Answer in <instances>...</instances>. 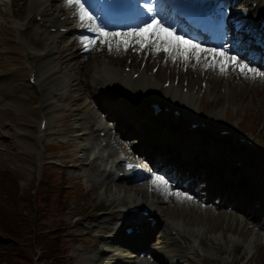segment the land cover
Returning <instances> with one entry per match:
<instances>
[{
  "label": "bare ground",
  "instance_id": "obj_1",
  "mask_svg": "<svg viewBox=\"0 0 264 264\" xmlns=\"http://www.w3.org/2000/svg\"><path fill=\"white\" fill-rule=\"evenodd\" d=\"M12 1L13 0H11V2ZM14 1H17L19 4L22 5V9L17 10L15 14L19 20L24 21L26 28H25L24 33L20 34L17 31L15 26H14V29H15L14 30L11 25L9 24L4 25L3 22H0L1 52L4 58L6 59L7 63L11 66L10 68H7L5 72L0 73V106L9 104L21 110L25 117V121L27 123L26 125H22L21 128H19V131H24V132L32 131L35 133L36 129L32 130V128H30L27 125L32 123L34 119H39L38 117L35 118L34 116L36 112L39 114V112L45 111V107L47 106V97L46 98L44 97V92L40 85L39 89L41 90V95L44 98V103L39 109L31 110V105L36 104V101L35 103L34 102L31 103L30 105L29 103L32 100V98L37 99V96L34 93L33 89L29 87L28 83L24 80L22 65L25 62L23 63L21 62L22 63V64L20 63L21 67L18 68L14 66L15 65L14 61L18 60L16 56L17 53H22L24 50L31 49V51L29 52L33 59L31 60V62L37 63V77L39 78L40 76V78L48 79L51 76H56L58 80V84L61 85L60 88L56 89L55 93L53 92L50 93V94H56L55 96H53L54 101L58 102L61 100L62 97L64 100L68 101L71 97L69 95L70 85L67 88V83L69 81H72L71 80L72 76L68 72V69H66L68 73L59 72L60 70L58 69L57 65H55V62H56L55 54H56V45H60V38L63 36V33L61 31H60L61 33H59V31L57 30V25L60 24L59 20L61 21L62 18L66 19V23L70 22L68 21L69 20L68 14L70 13L65 12L62 16L54 14L51 11L52 8L50 7V3L53 0H32L30 3L31 4L30 11L26 10L27 3H29L28 0H14ZM31 11L42 13V15L45 18V23L42 26L39 25L40 22L35 21L34 18L32 19L30 18V15L32 13ZM26 18H28L29 21H26ZM39 29L42 30V34L39 36L38 41H34V38H33L34 32ZM17 34H19L20 37H18ZM31 34H33V36H31ZM7 38H17L19 40L26 39L25 47L21 49V46L19 43L10 45L9 43H7ZM11 46H16L15 48L16 53L12 51ZM67 48H70V43ZM102 69L104 70L106 74L107 81H111L110 84H113L115 80L119 79L121 80L123 87L129 88L130 90H133V91H138L139 94H157L159 97L163 99H168L169 97L171 99L176 98L172 87L162 85L159 88L158 86H156V88H158L159 90L155 89L153 93H143L138 90L139 86L137 84L129 80L128 77H130V73L128 71L126 72L125 70L119 69L116 73H113L111 69L110 71L107 70L109 69L107 63H102ZM129 70H132V69H129ZM140 71H141V74L138 77L145 80L148 83H153L152 86H154L155 82H154L153 76L151 75L152 73L149 72V69L145 67V68H142ZM73 75L76 76L75 79H73V81H76L74 83V85L76 86L75 91L83 92V90L86 89L89 91V92L84 91L87 94L88 93L95 94L94 92L89 90L91 85L85 80H83L80 74L75 72V74ZM31 92L33 93V96H29ZM58 96H60L61 98L59 99ZM25 97H27V99H24ZM177 99L180 100L179 98ZM142 100H146V102H148L152 100V97H149V95H147ZM105 107L107 106L105 105L97 106L99 110H104ZM145 112H142V115L147 117V115H149V111H145ZM98 113L99 111L94 109L93 114H92L89 112L87 108H85L83 110H80L75 115L83 116L86 119H91V117L93 119H97L95 120L94 123H99L106 130L104 123L102 122L101 119H99ZM127 117H129V115ZM74 123L75 125L73 126V131L86 130V126L78 128L76 124V120L74 121ZM95 131L96 130L93 131L94 133L93 132L89 133L90 135L91 134L93 135L94 140L97 138ZM118 135H120V133L117 134L116 141H118ZM35 143L36 142L33 136V138L30 141H28V145L26 146V149L28 152H31V153L36 152ZM119 154L120 152H115L116 156ZM198 173H199V170H196L193 176L188 177L189 180L191 182H195V180L198 177ZM218 189H219V186L207 190V196L215 193ZM126 199H127L126 200L127 205H130L131 203H133V201H140V197L135 196V195H129V196L127 195ZM227 202H229V195L225 194L223 198L221 199V203L223 205ZM248 216L250 217V219L254 218V216H252L251 213ZM170 225L172 229L173 224H170ZM175 225L179 226V224H175ZM168 233L166 235V241L163 246V253L166 252L169 258L172 259L171 261H169L170 264H177V262L180 261L181 254L178 252H173V249H172L173 244L168 243V241L171 240L172 238L168 236ZM161 262L163 264H166L168 260H166L164 256H162Z\"/></svg>",
  "mask_w": 264,
  "mask_h": 264
},
{
  "label": "rangeland",
  "instance_id": "obj_2",
  "mask_svg": "<svg viewBox=\"0 0 264 264\" xmlns=\"http://www.w3.org/2000/svg\"><path fill=\"white\" fill-rule=\"evenodd\" d=\"M60 41H61V43H60L61 46L64 47L63 52H61L63 57H64L62 60L70 66L71 71L73 70L72 73H75L77 71V73L82 75L83 79H85L88 68L91 65H93V60H92L91 54H89L90 55L89 60H86V56H81L80 53L78 52V50L72 51V48H69V50H66L65 39L63 41V38H61ZM67 41H70V40H68V38H67ZM89 62L91 63L90 65H89ZM63 67H64V65H63ZM185 73H187V75H188L191 72H184L183 71L182 75L185 76ZM165 74H168V69H166ZM157 77H159L158 74H157ZM160 77H162V76H160ZM203 80L204 79H203L202 75L198 74L197 72H192L189 75L187 82L184 79H182L181 82L183 83V85L186 84L191 91H196L197 87L201 88V86L203 84ZM234 81L237 83L240 80L235 79ZM227 82L228 81H226L225 79L221 80V81L218 79V81L215 83V85L213 86V88L211 90L212 92H210L209 94H204V100H210L212 98V100L209 104V108H208L209 110L211 108H213L214 106H217L216 110H220V111L224 112L227 108V111H226L227 115H226V117H224V119L226 118V120L221 119V122L223 121L222 125L226 126V127H230L235 132H237L236 122H233L231 120V117H233V114L236 113L237 117L242 118L244 115V109L240 110L241 108L251 110V112H252L250 119H248L246 117V120H245L246 122L250 121L251 124H256L258 122V120L261 119V117L264 119V88H257L256 87V88H253L254 89L253 91H246L247 88L243 87V90L241 92H239V89L237 87H234L233 85H231L230 83H227ZM237 86L238 87L240 86V88H241V85H239L238 83H237ZM259 89H261V90H259ZM198 91L200 92L201 90L199 89ZM97 93L103 94V91H100ZM82 100L83 99H80L79 103ZM75 106L76 105H73L72 107H75ZM1 108L2 109H1V113H0V123H2V121L4 120L5 117L9 118V110L7 108H3V107H1ZM203 108L206 109L205 107H203ZM212 115L213 114L207 113V118L209 119V117ZM230 115H231V117H230ZM58 119H59V117L57 118V120ZM70 120L68 121V124L70 123ZM181 121H182V119L178 120V122H181ZM216 122H219V119L213 120L212 121L213 125ZM59 124H60V121L57 123V125H59ZM60 130L62 131V129H60ZM244 131L248 132L249 134L251 133L250 128H244ZM206 133H209V130H206ZM66 134H67L66 138H67V145H68V143L72 139H71L69 133H66ZM225 140L228 143V145L231 143V139L229 136ZM74 144H75V142L71 143V145H74ZM77 146L78 145L68 146V148L70 150H75ZM0 149H1V151H0V168L7 167L8 169H10L8 166L11 163V161H10L11 160L10 159L11 150L9 149V143L4 142L0 139ZM254 155H256V153ZM206 157H209L208 152L206 153ZM212 162H215V160H212ZM255 162H256L255 164L258 163L257 161H255ZM16 164L17 163H15V165ZM263 165H264V159L258 165V170H257L256 174H258L259 177H260V174L262 173ZM71 172L73 174H75L74 170H71ZM79 173L82 174L83 176L87 174L89 177H94V176L100 177L94 169L90 168V166L81 167V170L79 171ZM263 177H264V174H263ZM88 181L93 182L94 180H88ZM263 181H264V179H263ZM25 186H26V184H25ZM263 187H264V185H263ZM248 188H249V191L247 192V195H249L250 191H252L253 194L257 193V190L255 189V187L248 186ZM263 203H264V195H262V199L257 204H263ZM263 207H264V205L261 207V209H264ZM167 211H168V208H167ZM260 211H262V210H260ZM68 215L70 216L71 212L68 213ZM168 215H177V214L175 212H172V213L169 212ZM165 217L170 218L167 215ZM176 218L183 220L184 217L177 216ZM221 218H222V216H221ZM259 220H260L259 225L264 226V211L261 212V216H260ZM191 225L192 224L190 223V221H184L183 220V228L185 229L184 231L186 233H188V230L190 229ZM251 225H252L251 222L247 223V225L244 226V229H246L247 226L249 227ZM254 231H255V228L249 230L248 233L250 232L251 234H253ZM241 235H242V232L238 231V226H236L235 230H231L228 233H226L225 235H223L222 238H220L218 241L216 240L213 243V245H210L209 243H205V244L201 245L203 251L201 250V247H200L199 248L201 251L200 253L206 254L212 260L217 256V254H216L217 251H221V248L227 247L228 249H231L233 255L240 256V251L242 249V246L240 245L239 240H240ZM246 238H247V236L244 237V240H246ZM181 239H182V237H181ZM184 239L186 240L185 242H184ZM221 239L224 242L223 244L220 243ZM182 242H184L185 244H188V237H183ZM242 255L245 256V254H242ZM198 259L201 260L202 257L199 255Z\"/></svg>",
  "mask_w": 264,
  "mask_h": 264
},
{
  "label": "snow or ice",
  "instance_id": "obj_3",
  "mask_svg": "<svg viewBox=\"0 0 264 264\" xmlns=\"http://www.w3.org/2000/svg\"><path fill=\"white\" fill-rule=\"evenodd\" d=\"M65 5L74 8L73 15L78 18L80 26L86 31L92 33V36L80 37V43L85 50L94 47L97 41L100 44H107L111 51L113 39L116 41L117 48L121 45L127 50L134 44H138L141 49L145 47H154L157 52L164 51L172 56L173 53L182 55L187 60L190 54L196 56L197 61L200 59L202 52H211L213 54V64L220 63L221 71H224L229 63L238 66L242 73L251 72L258 76H264V71H259L249 67L247 64H238L236 56H228L225 49H207L201 44L178 34L175 28H170L162 22L151 0H145L143 3L144 15L147 20L136 27H130L126 31H109L102 23H98V17L86 7L87 0H64ZM140 5L137 4V7ZM174 58V57H173ZM166 183L163 177H154L153 183ZM177 195H180L177 193ZM191 199V197H187Z\"/></svg>",
  "mask_w": 264,
  "mask_h": 264
},
{
  "label": "trees",
  "instance_id": "obj_4",
  "mask_svg": "<svg viewBox=\"0 0 264 264\" xmlns=\"http://www.w3.org/2000/svg\"><path fill=\"white\" fill-rule=\"evenodd\" d=\"M11 214L12 211H10L9 208L6 209V212L4 210L0 211V230L4 234H7L9 236H14L16 238V242H12V241L1 242L0 246L11 249L12 251L11 253L14 256L19 255V253H20V257L29 256V254L31 253V248H25L27 246H30L29 239L24 234L18 236L14 232L16 223L15 220L12 218ZM33 242L35 243V240ZM3 257L6 260L10 259V255H4Z\"/></svg>",
  "mask_w": 264,
  "mask_h": 264
}]
</instances>
